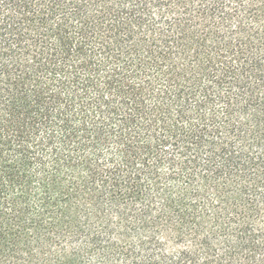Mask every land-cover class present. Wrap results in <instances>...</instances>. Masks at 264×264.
<instances>
[{"label": "trees", "instance_id": "16d2710c", "mask_svg": "<svg viewBox=\"0 0 264 264\" xmlns=\"http://www.w3.org/2000/svg\"><path fill=\"white\" fill-rule=\"evenodd\" d=\"M0 264H264V0H0Z\"/></svg>", "mask_w": 264, "mask_h": 264}]
</instances>
